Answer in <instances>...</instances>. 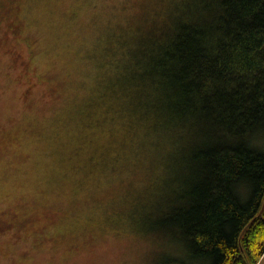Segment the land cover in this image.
Returning <instances> with one entry per match:
<instances>
[{"label":"rangeland","instance_id":"1","mask_svg":"<svg viewBox=\"0 0 264 264\" xmlns=\"http://www.w3.org/2000/svg\"><path fill=\"white\" fill-rule=\"evenodd\" d=\"M189 1L0 0V264L186 258L164 219L191 151L148 133L119 77Z\"/></svg>","mask_w":264,"mask_h":264},{"label":"trees","instance_id":"2","mask_svg":"<svg viewBox=\"0 0 264 264\" xmlns=\"http://www.w3.org/2000/svg\"><path fill=\"white\" fill-rule=\"evenodd\" d=\"M126 63L119 81L135 118L154 139L191 151L185 201L164 219L186 246L177 264H257L264 0H190L167 28L131 47Z\"/></svg>","mask_w":264,"mask_h":264},{"label":"water","instance_id":"3","mask_svg":"<svg viewBox=\"0 0 264 264\" xmlns=\"http://www.w3.org/2000/svg\"><path fill=\"white\" fill-rule=\"evenodd\" d=\"M264 210V202H263V207H262V210H261V214ZM257 264H264V253L262 254L261 258L259 259V261L257 262Z\"/></svg>","mask_w":264,"mask_h":264}]
</instances>
